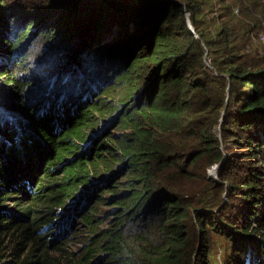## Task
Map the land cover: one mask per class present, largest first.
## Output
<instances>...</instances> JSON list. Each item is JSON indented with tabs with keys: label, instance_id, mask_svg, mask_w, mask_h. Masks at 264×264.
<instances>
[{
	"label": "trees",
	"instance_id": "16d2710c",
	"mask_svg": "<svg viewBox=\"0 0 264 264\" xmlns=\"http://www.w3.org/2000/svg\"><path fill=\"white\" fill-rule=\"evenodd\" d=\"M229 1L0 0V264H264V0Z\"/></svg>",
	"mask_w": 264,
	"mask_h": 264
},
{
	"label": "rangeland",
	"instance_id": "374dc122",
	"mask_svg": "<svg viewBox=\"0 0 264 264\" xmlns=\"http://www.w3.org/2000/svg\"><path fill=\"white\" fill-rule=\"evenodd\" d=\"M194 2L196 5H198L201 8V11H202L201 14L199 15V17H200V28L203 30H210V29L214 28V23H215L216 17L219 18L220 25H221V22H222L221 16L224 13H226V14L228 13L227 6H228L230 1L229 0H194ZM243 6H244L243 0H238V3L233 7L234 14H236L238 16V18H241L243 16L241 13ZM227 19H228V17H227ZM256 37L257 38L260 37L262 40H264V30L255 31L252 34L251 41H249V45H252L253 47H255V49L251 52H255V53H256V51H255L256 48L264 49V42L262 43L260 38L258 39V41H256ZM210 62H211V60L209 59L208 64ZM245 90L247 92H249L250 86H247ZM218 136L220 137V139L222 138L221 137V131L218 132ZM208 173H209V175L215 173L217 176L218 170L215 171V169L210 167V168H208ZM103 213H105L106 215H109L108 211H103Z\"/></svg>",
	"mask_w": 264,
	"mask_h": 264
},
{
	"label": "water",
	"instance_id": "95a60500",
	"mask_svg": "<svg viewBox=\"0 0 264 264\" xmlns=\"http://www.w3.org/2000/svg\"><path fill=\"white\" fill-rule=\"evenodd\" d=\"M188 12H189V11L186 12V18H187V22H188L189 28H190L193 32H195L196 29H195L194 25H193L192 22H191V19H190V13H188ZM196 36H198V34H197ZM215 166H216L215 168H216V171H217L219 165H215ZM93 264H97V262H94Z\"/></svg>",
	"mask_w": 264,
	"mask_h": 264
},
{
	"label": "clouds",
	"instance_id": "9594fccd",
	"mask_svg": "<svg viewBox=\"0 0 264 264\" xmlns=\"http://www.w3.org/2000/svg\"><path fill=\"white\" fill-rule=\"evenodd\" d=\"M187 23H188V22H187ZM195 32H196V31H195ZM196 35H197V34H196ZM215 167H216V166H214L213 169H215V171H216V168H215Z\"/></svg>",
	"mask_w": 264,
	"mask_h": 264
}]
</instances>
